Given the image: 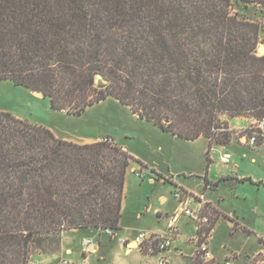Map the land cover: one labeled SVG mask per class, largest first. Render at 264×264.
Here are the masks:
<instances>
[{
	"label": "trees",
	"instance_id": "16d2710c",
	"mask_svg": "<svg viewBox=\"0 0 264 264\" xmlns=\"http://www.w3.org/2000/svg\"><path fill=\"white\" fill-rule=\"evenodd\" d=\"M243 12L231 0H0V81L72 116L110 96L164 133L206 139L208 155L231 140L223 116L264 121V24ZM131 161L142 166L0 110V264H27L65 231L114 236Z\"/></svg>",
	"mask_w": 264,
	"mask_h": 264
},
{
	"label": "rangeland",
	"instance_id": "374dc122",
	"mask_svg": "<svg viewBox=\"0 0 264 264\" xmlns=\"http://www.w3.org/2000/svg\"><path fill=\"white\" fill-rule=\"evenodd\" d=\"M231 1L237 10L243 12L242 4L238 3V0ZM243 13L252 19H256L260 24H264V7L249 6L247 11ZM262 35L264 36V33ZM258 51L263 53V48L260 47ZM258 51L257 54H259ZM98 85H104V87L99 88ZM106 86L107 82L104 79L95 76L94 88L97 91L104 92ZM0 110L7 111L14 117L31 124L47 128L56 138L68 142L84 145L91 143V140H104L117 144L138 161L156 168L164 176H173L180 184L194 190H197L200 184L199 178H204L207 172L208 145L206 139L199 138L195 141H186L164 133L150 123L138 119L128 107L122 106L110 96L88 107L81 115L72 116L52 110L47 98L37 97L23 87L1 80ZM248 136H251V134ZM229 151L234 154V160L243 165L241 167L243 172L251 173L253 177H261L264 180V158L261 157L264 154L248 153L246 158L242 156V151L236 148H231ZM210 154L215 157L214 166L210 173V179L214 180L218 172L217 164L221 166L222 163H220V158L219 161L216 159L218 151L210 152ZM251 158H255L256 163L252 162ZM130 166L135 170L133 172L128 171L125 177L127 191L122 224L129 227L162 228L164 226L163 221L157 220L156 214L153 212L146 211L145 206L151 204L153 209L159 208L163 213V217L165 215L172 216L177 212L178 207L174 198L176 189L170 183L163 184L156 181L150 183L148 179L142 182L139 178L143 179L147 176L146 172L135 161H131ZM148 175L152 178L157 177L155 174V176ZM139 185H143L142 188ZM238 188H241L242 195H245L247 199L236 200L228 196L224 204V210L235 211L245 226L252 229L258 238H264V188L261 187L258 191L257 186L251 187L249 184ZM221 192L219 191L217 194L209 192L207 195L216 201ZM161 196L166 198L165 202L161 201ZM138 214L142 216L139 218ZM189 220L193 225L189 223ZM212 220L214 219L212 218ZM178 226L183 233L195 234V225L187 216H181L178 219ZM227 231V225L223 222L220 223L216 229L215 239L211 243L216 251L219 250V256L223 253L220 246L224 240L230 239L224 243L228 250H234L245 245L251 248L257 244L256 237L250 238L249 241H246L247 239L241 235L228 238ZM56 244L57 240L54 239L46 241L41 246L35 245L31 255L55 249ZM223 261L221 260L220 263L222 264Z\"/></svg>",
	"mask_w": 264,
	"mask_h": 264
},
{
	"label": "crops",
	"instance_id": "0c3cea01",
	"mask_svg": "<svg viewBox=\"0 0 264 264\" xmlns=\"http://www.w3.org/2000/svg\"><path fill=\"white\" fill-rule=\"evenodd\" d=\"M263 33L264 27L260 32L261 43L257 48V51L260 47L263 48V53H259L258 51L259 54H257H261L262 56H264ZM222 120L227 123L228 129L231 131V140L229 144L215 145L211 148L207 155V172L204 178H199L200 184L198 185L197 190L184 184H180L173 176L169 175V177H167L162 175L156 168L147 165L142 161L139 162L142 163L141 167L146 172L147 176L143 177V179L139 178L137 175L136 176L142 182L148 179L150 183H154L155 181L163 184L170 183L174 189L183 190L193 198L194 202H191L192 208L193 205L195 206L194 208H198V203H201L207 214H213L211 220L212 218L214 220H212L211 237L208 240V247L214 258V264H221L220 261L224 260L225 257L230 254L236 255L234 264H264V244L262 243L264 238H258L252 229L245 226L239 219V216L236 215L235 211L224 210V204L228 196H231L236 200L247 199L245 195H242L241 188H238L239 186L244 187L246 184H249L251 187L257 186L258 191L261 187L264 188V180L261 177H253L251 173L243 172L241 170L243 165L237 160H234V154L229 151L231 148H236L237 150L242 151V156L246 158L248 157V153L264 154V136L261 138L260 143L256 142L255 144H251L249 142L248 131L255 125L256 120L247 118H229L226 116H223ZM91 141L93 142L95 140ZM215 151H218V156L216 157L218 161L220 155L226 153L230 155V162L228 164L222 163L221 166L217 164V175L214 180H211L210 173L214 166L215 157L211 155L210 152ZM261 157L264 158V156ZM251 160L256 163L255 158H251ZM133 170H135V168L129 166L127 172H133ZM151 170H154L157 175L152 173ZM148 174H152L153 176L156 175L157 177L160 175L161 177L152 178ZM205 180L209 183L207 187H204ZM142 186L143 185H139L140 188H142ZM126 191L127 183L125 182L121 203L120 229L114 233V236H111L108 232L95 230L65 231L60 235L58 246L54 250L35 255L33 254L31 255L30 260L34 261L35 264H157L160 257L166 256L168 264H192L194 244L189 242V239L193 236V233H183L179 226L177 227L179 234L174 239L171 249L167 253H158L155 251L153 254H150L144 249H140L135 244L134 238L139 232H146L154 235L160 234L171 221L172 216L165 215V217H163V213L159 208L153 209V206L148 204L145 206L146 211L153 212L156 214L157 220L163 221L164 226L162 228L149 229L123 225L122 215L125 211ZM219 191L222 192L219 193L216 201L207 195L209 192L217 194ZM160 198L161 201H166L164 196H161ZM137 216L140 218L142 215L138 214ZM222 222L227 225L228 238H234L236 235H241L247 239L246 241H249L250 238L256 237V246L253 245L250 248L245 245L234 250H228L224 243L228 242L230 239L224 240L220 246L223 253L219 256V250L216 251L211 243L215 239L217 227H219ZM189 223L193 225L190 220ZM120 238H125L127 240L126 245L123 246L119 244ZM85 239L91 241V245L86 248L83 247V240ZM260 240H262V242H260ZM149 241L150 240L147 239V243Z\"/></svg>",
	"mask_w": 264,
	"mask_h": 264
},
{
	"label": "built area",
	"instance_id": "2783aa9c",
	"mask_svg": "<svg viewBox=\"0 0 264 264\" xmlns=\"http://www.w3.org/2000/svg\"><path fill=\"white\" fill-rule=\"evenodd\" d=\"M251 136L249 142L255 144L258 139L264 136V121H256L255 125L249 129ZM220 162L228 164L230 162L229 154H221ZM174 198L178 204L177 212L171 217V221L166 228L157 235L148 234L146 232H139L134 238L135 244L146 252L153 254L155 251L158 253H167L172 246L174 239L178 236L179 230L177 228V221L181 216L189 217L195 225V234L189 239V242L194 244V253L192 256V264H214V258L208 247V240L211 237L212 220L211 216L204 210V206L198 203V208H192L191 202L193 198L183 190L176 189ZM110 234V232H108ZM147 239L150 241L147 243ZM125 238L119 239V244L126 245ZM91 245L89 239L83 240V247L86 248ZM236 260L235 254H230L225 257L222 264H234ZM27 264H35L34 261L29 260ZM157 264H168L167 257L162 256L159 258Z\"/></svg>",
	"mask_w": 264,
	"mask_h": 264
},
{
	"label": "water",
	"instance_id": "95a60500",
	"mask_svg": "<svg viewBox=\"0 0 264 264\" xmlns=\"http://www.w3.org/2000/svg\"><path fill=\"white\" fill-rule=\"evenodd\" d=\"M99 88L104 87V85H98ZM33 95L43 98V95L40 92H32Z\"/></svg>",
	"mask_w": 264,
	"mask_h": 264
}]
</instances>
